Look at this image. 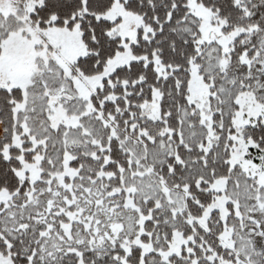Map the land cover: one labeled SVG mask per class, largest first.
Masks as SVG:
<instances>
[{
	"label": "snow or ice",
	"instance_id": "snow-or-ice-1",
	"mask_svg": "<svg viewBox=\"0 0 264 264\" xmlns=\"http://www.w3.org/2000/svg\"><path fill=\"white\" fill-rule=\"evenodd\" d=\"M0 264H264V0H0Z\"/></svg>",
	"mask_w": 264,
	"mask_h": 264
}]
</instances>
